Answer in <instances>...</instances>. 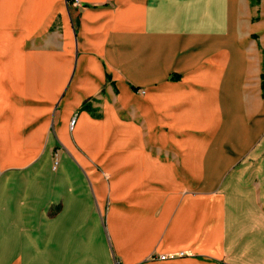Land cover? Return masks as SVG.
Masks as SVG:
<instances>
[{"label": "crops", "instance_id": "0c3cea01", "mask_svg": "<svg viewBox=\"0 0 264 264\" xmlns=\"http://www.w3.org/2000/svg\"><path fill=\"white\" fill-rule=\"evenodd\" d=\"M261 7L0 0V264H264Z\"/></svg>", "mask_w": 264, "mask_h": 264}, {"label": "trees", "instance_id": "16d2710c", "mask_svg": "<svg viewBox=\"0 0 264 264\" xmlns=\"http://www.w3.org/2000/svg\"><path fill=\"white\" fill-rule=\"evenodd\" d=\"M261 90H262V96L264 97V73L262 74L261 77Z\"/></svg>", "mask_w": 264, "mask_h": 264}, {"label": "built area", "instance_id": "2783aa9c", "mask_svg": "<svg viewBox=\"0 0 264 264\" xmlns=\"http://www.w3.org/2000/svg\"><path fill=\"white\" fill-rule=\"evenodd\" d=\"M74 1L76 2V0H74ZM73 123H74V120L71 121V123H70V127L73 126ZM55 165H56V162H55L54 166H55ZM54 166H53V167H54ZM160 258H164V256H161Z\"/></svg>", "mask_w": 264, "mask_h": 264}, {"label": "rangeland", "instance_id": "374dc122", "mask_svg": "<svg viewBox=\"0 0 264 264\" xmlns=\"http://www.w3.org/2000/svg\"><path fill=\"white\" fill-rule=\"evenodd\" d=\"M255 2H258L259 0H253ZM261 3H262V7L261 8H264V0H261Z\"/></svg>", "mask_w": 264, "mask_h": 264}]
</instances>
